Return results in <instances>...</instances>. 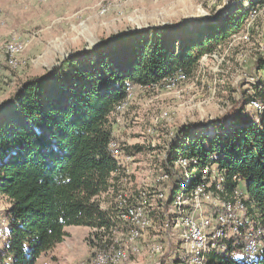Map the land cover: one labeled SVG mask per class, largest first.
<instances>
[{
    "label": "trees",
    "instance_id": "obj_1",
    "mask_svg": "<svg viewBox=\"0 0 264 264\" xmlns=\"http://www.w3.org/2000/svg\"><path fill=\"white\" fill-rule=\"evenodd\" d=\"M246 1L248 7L240 2L221 21L189 34L169 33L168 26L122 32L18 86L0 107V197L9 206L0 260L35 264L63 241L68 226L88 227L100 241L117 225L114 203L113 209L105 210L99 200L111 188L114 199L120 189L118 177L112 176L118 167L109 149L110 140H118L113 128L116 105L129 85L153 86L177 73H192L203 55L241 29L248 8L264 2ZM263 68L264 60L257 64V69ZM252 100L264 103L263 81L252 84V93L226 114L229 122L214 121L216 134L192 133V127H185L171 140L164 164L170 190L158 212L160 221L172 217L176 182L190 174L189 190L206 180V167L215 165L225 173L221 197L232 198L239 181H244L245 203L253 205L247 214L264 225V110L248 118L239 113L247 111ZM180 159L187 161L183 177L176 169ZM218 242L226 244V251L208 249L204 264H264V247L256 257H248L242 242ZM170 247L169 242L166 257ZM168 264L186 263L175 252Z\"/></svg>",
    "mask_w": 264,
    "mask_h": 264
},
{
    "label": "rangeland",
    "instance_id": "obj_2",
    "mask_svg": "<svg viewBox=\"0 0 264 264\" xmlns=\"http://www.w3.org/2000/svg\"><path fill=\"white\" fill-rule=\"evenodd\" d=\"M240 2L249 5L246 0H0V45L15 39L25 45L13 65L4 57L0 60V105L10 100L27 78L44 75L70 55L104 39L166 26L169 33L189 34L221 21ZM248 9L241 29L201 58L183 79H166L153 86L131 85L126 108L113 114L118 141L125 151H134L126 184L130 192L153 185L168 164L169 144L180 129L192 127V133L216 134L214 121L225 118L229 122L226 114L252 93V84L261 81L263 69H257V64L264 60V2ZM246 110L239 113L248 118L254 109L246 105ZM162 113L167 115L160 117ZM137 147L142 151L137 152ZM176 169L183 177L184 168L178 165ZM160 186H169L166 177ZM238 187L247 200L245 182L240 181ZM99 200L102 209L114 208L113 193L103 194ZM158 205L153 198L151 225L143 231L140 250L130 254L126 264H158L161 256L150 253V243L162 244L165 253L169 242L177 239L178 228L168 229L157 218ZM8 207L7 200L0 197V238L8 232ZM117 226L121 230L120 223ZM65 231L63 241L35 264H90L99 241L93 230L68 226ZM113 236L116 233L107 239ZM8 260L4 258L0 264H9Z\"/></svg>",
    "mask_w": 264,
    "mask_h": 264
},
{
    "label": "built area",
    "instance_id": "obj_3",
    "mask_svg": "<svg viewBox=\"0 0 264 264\" xmlns=\"http://www.w3.org/2000/svg\"><path fill=\"white\" fill-rule=\"evenodd\" d=\"M24 47L25 45H0V60L4 57L9 64L13 65L16 56L23 51ZM184 76L182 73H177L167 80L170 82L177 81L183 79ZM261 81L264 82V68ZM130 88L131 85L126 89V97L116 105V114L122 113L126 108ZM249 106L255 112L264 110V103L258 100L250 101ZM166 115L167 113H162L160 117ZM203 133L207 134V132ZM124 147L125 145L116 139H111L109 142L111 155L118 167L112 176L118 177L117 184L120 189L115 192L113 203L116 207L115 218L120 223L121 230L116 225L106 233L102 240L98 241L90 264H126L128 256L140 250L139 244L143 231L151 225L149 212L153 210L152 199L154 198L159 202L158 206L161 207L170 190V186H160L161 180L167 178L165 171H162L152 186L138 189L134 193L130 192L126 184L131 174L129 165L132 155L126 154ZM193 161L195 162V160ZM177 164L184 166L187 161L180 159ZM204 172L205 175H208L203 177L206 180L189 190L187 188L190 174L176 182L177 194L170 205L172 217L169 221L165 220L164 225L168 229L176 230L178 228L177 239L171 244L167 257L165 253L168 246L164 253L162 244L150 243V253L161 256L158 264H168V260L170 263L175 252L179 253L180 261L186 264H204V255L208 249L216 248L222 252L226 251V244H220L218 242L220 240L231 241L233 245L242 242L243 253L248 257H256L259 249L264 247V225L258 219L247 214L245 203L247 197L245 198V194L237 187L232 198L223 199L220 193L224 188L225 173L221 172L215 165L210 168L206 167ZM111 182H113L112 179ZM5 222L3 221V223ZM7 233L4 238H0V255L5 253L4 245L7 240ZM115 233L116 236L110 240L107 239V236H112ZM230 256L235 257L236 253L232 251Z\"/></svg>",
    "mask_w": 264,
    "mask_h": 264
},
{
    "label": "bare ground",
    "instance_id": "obj_4",
    "mask_svg": "<svg viewBox=\"0 0 264 264\" xmlns=\"http://www.w3.org/2000/svg\"><path fill=\"white\" fill-rule=\"evenodd\" d=\"M16 37V36H15ZM19 39V38H18ZM10 40V39H9ZM16 41H9L7 43H5V45H23L24 43L22 41H19L17 39H15Z\"/></svg>",
    "mask_w": 264,
    "mask_h": 264
},
{
    "label": "crops",
    "instance_id": "obj_5",
    "mask_svg": "<svg viewBox=\"0 0 264 264\" xmlns=\"http://www.w3.org/2000/svg\"><path fill=\"white\" fill-rule=\"evenodd\" d=\"M115 126H116V123H113V128H115ZM125 148H126V147H125ZM239 183H240V181H239ZM113 191H114V190L111 188L106 194H108V193H110V192L113 193ZM102 195H103V194H102Z\"/></svg>",
    "mask_w": 264,
    "mask_h": 264
},
{
    "label": "water",
    "instance_id": "obj_6",
    "mask_svg": "<svg viewBox=\"0 0 264 264\" xmlns=\"http://www.w3.org/2000/svg\"><path fill=\"white\" fill-rule=\"evenodd\" d=\"M96 46H97V45H96ZM96 46H94V47H96ZM4 104H5V103H2V104L0 105V107H1V106H4Z\"/></svg>",
    "mask_w": 264,
    "mask_h": 264
}]
</instances>
